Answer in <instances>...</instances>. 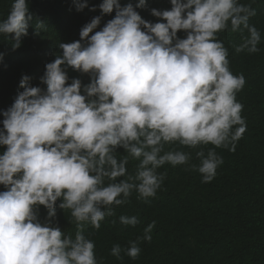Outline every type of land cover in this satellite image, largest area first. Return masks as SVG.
<instances>
[{
	"label": "clouds",
	"instance_id": "1",
	"mask_svg": "<svg viewBox=\"0 0 264 264\" xmlns=\"http://www.w3.org/2000/svg\"><path fill=\"white\" fill-rule=\"evenodd\" d=\"M73 4L77 11L88 7L87 0ZM170 4V10L151 9L164 21L151 23L135 10L146 7V0L135 8L102 0L101 15L115 10L114 18L94 32L101 22L96 16L81 28L80 40L58 44L62 54L40 77L44 89L22 76L23 90L0 113L5 148L0 185L6 189L0 191V264H99L89 237L133 193L150 203L166 178L160 168L190 165L195 151L199 164L190 168L207 183L223 164L215 149L235 151L246 130L243 105L236 100L245 78L231 72L228 49L217 37L238 32L235 52H258L261 34L249 24L255 9L239 0ZM31 20L28 0H13L0 21V36L5 41L11 36L13 50ZM32 27L34 34L47 29L42 22ZM178 31L185 38H178ZM68 67L88 74L90 82L83 88L79 79L67 83ZM208 145L213 147L205 150ZM130 161L136 162L131 173ZM58 200L75 226L74 236L51 223ZM39 206L47 210L43 224ZM119 222L136 226L140 221L121 215ZM88 226L93 232L86 235ZM154 226L155 221L126 249L114 244L110 255L120 260L123 251L137 259L140 242L151 241Z\"/></svg>",
	"mask_w": 264,
	"mask_h": 264
},
{
	"label": "trees",
	"instance_id": "2",
	"mask_svg": "<svg viewBox=\"0 0 264 264\" xmlns=\"http://www.w3.org/2000/svg\"><path fill=\"white\" fill-rule=\"evenodd\" d=\"M12 2L13 0H0V21L7 18ZM28 2L32 20L28 34L21 38L20 47L13 50L11 36L8 41L0 36V54H2V59H0V113L7 110L14 102L18 92L23 90L19 86L23 75L31 77V86L42 89L46 87L40 82V77L45 71V65L53 62L58 55L62 54V50L58 47L59 43L80 40L81 28L96 16H101V22L94 32L101 30L115 16V10L111 14L101 15L98 6L102 0H87L88 7L82 11L76 10L73 0H28ZM118 2L121 6L132 3L135 8L138 0H118ZM239 3H250L251 7L255 9L256 14L250 17L249 24L254 25L260 31L261 42L258 48L263 46L260 49L261 52L264 50V0H239ZM93 7L95 10H90ZM170 8V0H153L152 2L146 0V7L135 8V10L138 13L142 11V15L144 12H150L149 9L162 11L170 10ZM154 18L156 22H164L158 17ZM256 21L258 23H255ZM37 22L44 23L47 29L39 34H34L32 25ZM185 35L182 31L177 33L178 38L181 39L185 38ZM244 35H247L246 31ZM217 39L223 41L224 46L228 49L231 72L234 75L243 74L244 70L236 68L235 63L239 55L234 52L233 47L240 43L241 34L224 31L218 34ZM245 53L246 51L241 52L240 55ZM66 72L69 84L72 79H79L83 88L90 82L88 74L74 71L70 67L66 68ZM261 80L263 82V78L258 76L251 79L245 78V89L253 87L250 85L253 84L256 87L257 96L264 98V87L261 86ZM261 115L263 119L259 121L258 129L264 139V105ZM3 119V115L0 114V122ZM0 128H2V123H0ZM244 141L245 132L236 142L235 151L223 148L215 149L223 158L226 167L230 168L232 172L225 175L221 171L220 180L223 181V185L218 186L220 191L215 197L208 199L197 191V194L201 195L198 194L200 197L197 201L196 196L191 197L194 199L193 205L189 203L191 201L189 195L192 196L194 192L193 186L194 182H197V174L191 170L190 165H194V162L197 161L195 151H192L193 158L190 165L172 167L166 164L160 168L158 171L166 173V178L156 196L150 198V203L146 204L138 200L136 194L133 193L129 202L116 207V215L106 217L101 222L100 229L89 237L95 242V254L99 264H126L127 255L123 251L120 260L110 255L112 246L119 244L122 249H126L130 241H135L137 237L143 236L144 229L153 221H155V226L151 232V241H141L139 244L141 264H178V259L182 258L185 260L184 264H264L263 217L255 213L250 219V226H248L246 223L247 213H242L245 206L241 201L248 199L252 202L253 207H264V181H260L261 177L255 175L257 181L256 178L253 180L252 177H248L239 187L235 186V178L248 173L241 163L243 161H246L252 168L260 166L259 172H264L262 167L264 152L253 151L250 153L247 146L243 149ZM210 147L213 146H205V150ZM4 150L5 148L0 146V154ZM118 151L122 152L119 149ZM188 151L190 150L188 149ZM135 163L130 161L128 165L130 173L134 171ZM246 177L243 178L246 179ZM225 183L229 185L226 189L224 188ZM252 183L255 184L252 185ZM5 190L4 186L0 185V191ZM59 203L58 200L55 209L56 217L51 223L74 236L75 226L68 223L67 214L65 215L64 211L58 207ZM187 211L188 213H186ZM121 215L136 216L140 222L136 226L121 225L119 222ZM42 216L43 220H39V218L38 220L43 224L47 222L46 209ZM113 220L116 221L115 224L112 223ZM184 224H190L197 230L198 235L195 239L188 241L184 238L187 234ZM92 232L93 229L90 226L86 227V235ZM165 246L172 249H163ZM174 248L178 251L173 250ZM151 249L155 253H152Z\"/></svg>",
	"mask_w": 264,
	"mask_h": 264
},
{
	"label": "rangeland",
	"instance_id": "3",
	"mask_svg": "<svg viewBox=\"0 0 264 264\" xmlns=\"http://www.w3.org/2000/svg\"><path fill=\"white\" fill-rule=\"evenodd\" d=\"M152 1L153 0H151V2ZM149 11L151 12V9H149ZM141 12L139 14L145 21H148L151 23L156 22V19L154 18L153 15H151L150 12L148 13L144 12L142 15H141ZM258 21H256L255 23H258ZM262 47L263 46H261L260 49H262ZM260 49L256 53L248 54L246 52L244 55L241 54L242 56L240 55V53H236L234 50V52L239 55L235 64H236L237 69L244 70L243 75L245 76L246 79L255 78L257 76L263 78V82L261 80L262 82L261 86L264 87V50L260 52ZM238 72H241V71H238ZM250 85H252L253 87L245 89V86H244L243 89L236 94V100L243 105L241 115L244 118L245 124H246L245 141H244L243 149H245V147L247 146V148H249L251 151L250 153H252L253 151L256 153H263L264 152V142H263L264 139L261 135V131L258 129L259 127L258 123L261 119H263L261 113L263 112L264 98L257 96V90H256L255 85L253 84H250ZM183 150L188 151L187 148H184ZM197 161L194 162V165H197ZM241 163H243V167L246 169L248 173L237 176L235 178V186L237 185L239 187L243 182L247 180L248 177H252L253 180L256 177H261L260 181H264V172H259L260 166L252 168V166L247 164L246 161H243ZM226 166L227 165L223 162V164L220 165L218 169L216 170L215 177L210 182H207V183L202 182L201 175L195 171L197 174V177H196L197 182H194V186H193L194 192L192 196L189 195L190 196L189 198L191 200L189 201V203L193 205L194 202L192 201H194V199H192L191 197L196 196V201H197V199L200 197L199 195L201 194H204L206 197H208V199L215 197L220 191L219 185H223V181L220 180L221 171L224 172L225 175H228V173L232 172L230 171V168ZM262 167L264 170V164ZM255 175L257 176L255 177ZM243 177H246V179ZM256 181H257V178H256ZM225 184L226 185H224V188L226 189L227 187H229V185L227 183ZM254 184L252 183V185ZM197 191H199V193L201 194L198 193L199 194L198 195ZM205 200H203V202H205ZM241 201L245 206L244 209L242 210V213H247L246 223L248 226H250V223H251L250 219L253 218L252 216L255 213H257L258 215H261L264 221V207H253L252 202L249 201L248 199H242ZM188 211L186 213H188ZM44 213H45V208L43 206H39L38 208L39 220H43L42 215ZM180 214H183V213H180ZM56 223H58L57 220H56ZM184 226L186 227V233H187L184 238L187 239L188 241L195 239V237L198 235L197 230L193 228L190 224H184ZM165 247H163V249L170 248L169 246H165ZM173 250H176V249L174 248ZM151 252L155 253L153 249H151ZM178 260H179L178 264H182V263L184 264L185 260L183 258L178 259ZM125 263L126 264H141V259L140 257H138L137 259L132 260L131 258L127 256Z\"/></svg>",
	"mask_w": 264,
	"mask_h": 264
}]
</instances>
